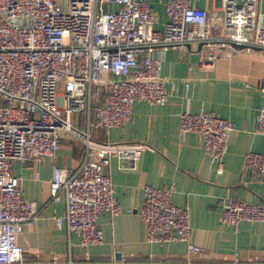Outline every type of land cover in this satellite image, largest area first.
<instances>
[{"label": "built area", "instance_id": "obj_1", "mask_svg": "<svg viewBox=\"0 0 264 264\" xmlns=\"http://www.w3.org/2000/svg\"><path fill=\"white\" fill-rule=\"evenodd\" d=\"M222 1L219 18L226 39L220 41L213 37L209 12L191 0H170L162 30L156 29L147 0H0V264H25L18 237L41 216L39 205L23 196L15 162L50 161L51 203L66 205L65 214L54 217L56 226L66 225L82 246L103 243L101 215L123 212L107 169L114 157L122 169H135L145 145L97 141L72 117L85 115L88 127L95 118L96 126L108 131L132 119L137 101L165 105L170 94L158 47L203 44L202 64L207 65L231 43L264 49V18L258 12L263 0H242L241 6L238 0ZM261 91L264 94V84ZM234 129V123L217 114L179 115L180 133L198 134L220 172ZM257 129L264 138V98ZM64 137L84 149L83 160L73 170L57 162ZM245 165L264 174V147L249 152ZM143 190L138 213L147 241L185 242L190 250L202 252L191 243L189 207L173 201L175 186L147 184ZM221 220L234 228L264 222V203L231 197Z\"/></svg>", "mask_w": 264, "mask_h": 264}, {"label": "crops", "instance_id": "obj_2", "mask_svg": "<svg viewBox=\"0 0 264 264\" xmlns=\"http://www.w3.org/2000/svg\"><path fill=\"white\" fill-rule=\"evenodd\" d=\"M147 1L156 15V29L162 30L170 0ZM191 4L209 12L213 37L225 40L219 18L223 1L191 0ZM258 12L264 18V0ZM258 48L236 49L231 43L222 48V55L213 64L207 65L202 64L198 45L183 49L158 47L170 94L165 105L137 101L132 119L108 131L97 127L95 118L88 127L85 115L72 117L97 141L145 145L135 169L124 170L117 158L111 160L107 173L123 212L115 217L101 215V244L82 246L79 236L69 232L66 225L56 226L54 217L64 215L66 205L64 201L51 203L50 161L15 162L24 198L41 208L40 218L25 226L18 237L25 264H99L114 260L127 264H264V222H243L234 228L221 220L225 202L231 197L253 205L264 203V174L245 165L249 152H261L264 147V138L257 129V113L264 98V49ZM100 102L104 104L105 98ZM183 112L213 113L234 123L222 172L210 162L198 134L180 133L179 115ZM83 158L84 149L79 143L62 138L57 159L61 166L73 170ZM147 184L175 186L173 201L189 207L191 243L201 247L202 252L190 250L185 242L147 241L146 225L138 213Z\"/></svg>", "mask_w": 264, "mask_h": 264}, {"label": "water", "instance_id": "obj_3", "mask_svg": "<svg viewBox=\"0 0 264 264\" xmlns=\"http://www.w3.org/2000/svg\"><path fill=\"white\" fill-rule=\"evenodd\" d=\"M243 4V1L242 0H238V6H241ZM188 46H191V45H188ZM203 46V44H200L199 45V49H201ZM232 46L236 49H245V48H248L247 46H244V45H237L235 43H232ZM252 49H259L258 47H251ZM250 48V49H251Z\"/></svg>", "mask_w": 264, "mask_h": 264}, {"label": "rangeland", "instance_id": "obj_4", "mask_svg": "<svg viewBox=\"0 0 264 264\" xmlns=\"http://www.w3.org/2000/svg\"><path fill=\"white\" fill-rule=\"evenodd\" d=\"M61 90L63 91V88H61Z\"/></svg>", "mask_w": 264, "mask_h": 264}]
</instances>
